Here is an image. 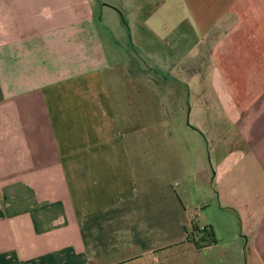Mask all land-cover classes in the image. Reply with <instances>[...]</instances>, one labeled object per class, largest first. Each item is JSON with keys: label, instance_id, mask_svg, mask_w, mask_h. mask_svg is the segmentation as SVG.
Returning <instances> with one entry per match:
<instances>
[{"label": "crops", "instance_id": "0c3cea01", "mask_svg": "<svg viewBox=\"0 0 264 264\" xmlns=\"http://www.w3.org/2000/svg\"><path fill=\"white\" fill-rule=\"evenodd\" d=\"M106 1L0 0V264H264V0Z\"/></svg>", "mask_w": 264, "mask_h": 264}, {"label": "rangeland", "instance_id": "374dc122", "mask_svg": "<svg viewBox=\"0 0 264 264\" xmlns=\"http://www.w3.org/2000/svg\"><path fill=\"white\" fill-rule=\"evenodd\" d=\"M112 1L108 0L106 2L108 4H110V5H112V6L117 7L118 9H120L119 6L117 5L118 3L116 1H114V0H112ZM94 2H95V5L97 7V9L94 8L95 12L101 14L100 11L103 10V6H104L103 2H104V0H94ZM113 11H114V9H105L104 10V15H109V14L113 15ZM156 11H157V14H155L152 17V19L150 18V20L151 21L152 20L155 21V20H157V18H159V20L155 21L153 24H152V22L148 23L149 26L151 27V29L155 30L160 35H162V34L163 35H168V36H170V38L171 37H176L177 33H179L178 32L179 30H176L175 27L179 25V24H177L178 21L180 22V20H184L185 15H186L184 10L182 8H180V7L179 8H177V7H164L163 8L162 7L160 11L159 10H156ZM115 28H116L117 33L120 35L121 33H120L119 28H117L116 26H115ZM170 38H169V41L172 40ZM160 49L161 48H159L157 50H160ZM169 49H170V47L166 51H169ZM177 51L178 50L175 48V50H173V53L170 54V57L172 59H175L177 57V55L179 54ZM150 60L152 62L151 64L155 66L156 60H154L153 58H150ZM166 66L169 67L170 64L166 65ZM171 66L175 67V65H171ZM177 70L178 69H176V71ZM171 71L172 70L169 71L167 69L166 70H161V69L160 70H156V69H154L153 73L157 74V75H154V77L157 78V81L166 82L167 83V82H173L169 78V76H170L169 74L171 73ZM118 73H121V72L118 71ZM160 73L162 74L163 77L161 76ZM178 73H182L181 70H179ZM144 79L146 80L145 82H148V80L146 78H144ZM137 80L138 79L136 78V76L135 77L132 76V75L130 77L128 76V82H134V81L136 82Z\"/></svg>", "mask_w": 264, "mask_h": 264}, {"label": "trees", "instance_id": "16d2710c", "mask_svg": "<svg viewBox=\"0 0 264 264\" xmlns=\"http://www.w3.org/2000/svg\"><path fill=\"white\" fill-rule=\"evenodd\" d=\"M190 238L197 247H204L217 241V237L211 227L200 228L196 224L193 226Z\"/></svg>", "mask_w": 264, "mask_h": 264}]
</instances>
